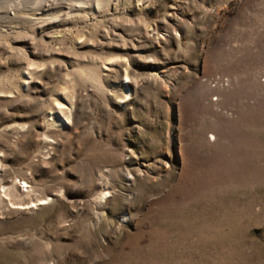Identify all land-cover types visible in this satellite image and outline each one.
I'll return each mask as SVG.
<instances>
[{
	"label": "rangeland",
	"instance_id": "obj_1",
	"mask_svg": "<svg viewBox=\"0 0 264 264\" xmlns=\"http://www.w3.org/2000/svg\"><path fill=\"white\" fill-rule=\"evenodd\" d=\"M0 264H264V0H0Z\"/></svg>",
	"mask_w": 264,
	"mask_h": 264
}]
</instances>
